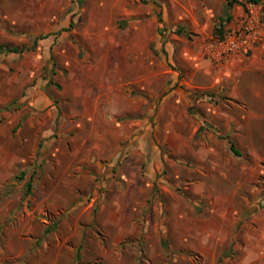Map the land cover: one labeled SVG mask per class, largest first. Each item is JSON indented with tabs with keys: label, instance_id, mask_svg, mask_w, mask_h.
I'll return each mask as SVG.
<instances>
[{
	"label": "rangeland",
	"instance_id": "obj_1",
	"mask_svg": "<svg viewBox=\"0 0 264 264\" xmlns=\"http://www.w3.org/2000/svg\"><path fill=\"white\" fill-rule=\"evenodd\" d=\"M228 1L0 0V264H264V1L219 56Z\"/></svg>",
	"mask_w": 264,
	"mask_h": 264
},
{
	"label": "built area",
	"instance_id": "obj_2",
	"mask_svg": "<svg viewBox=\"0 0 264 264\" xmlns=\"http://www.w3.org/2000/svg\"><path fill=\"white\" fill-rule=\"evenodd\" d=\"M259 9L255 4L242 8L240 21L236 27L230 29L222 38L216 40L217 55H241L248 53L253 44L260 39Z\"/></svg>",
	"mask_w": 264,
	"mask_h": 264
},
{
	"label": "trees",
	"instance_id": "obj_3",
	"mask_svg": "<svg viewBox=\"0 0 264 264\" xmlns=\"http://www.w3.org/2000/svg\"><path fill=\"white\" fill-rule=\"evenodd\" d=\"M246 1H248L249 3H251V4H255V3H258V2H260V1H262V0H246ZM264 1V0H263ZM232 5V1H228L227 2V4L225 5V7H224V9H223V14H222V16L220 17V19H219V23H218V25H217V33H218V37L219 38H222L223 36H224V33H223V31H222V27L224 26V23L226 22V21H229L230 20V15H229V8H230V6ZM262 19L264 20V12H263V15H262ZM264 22V21H263ZM6 51H8V52H19V51H21L20 49H18V48H16V47H13V48H8V49H4V47L3 46H0V53H2V52H6ZM231 150L233 151V152H235L236 154H238V150L237 149H235L234 147H233V144L231 143ZM28 187H30V183H28V185H27Z\"/></svg>",
	"mask_w": 264,
	"mask_h": 264
},
{
	"label": "crops",
	"instance_id": "obj_4",
	"mask_svg": "<svg viewBox=\"0 0 264 264\" xmlns=\"http://www.w3.org/2000/svg\"><path fill=\"white\" fill-rule=\"evenodd\" d=\"M240 12H241V10H240Z\"/></svg>",
	"mask_w": 264,
	"mask_h": 264
}]
</instances>
